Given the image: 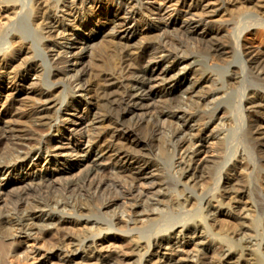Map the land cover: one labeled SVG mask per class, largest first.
I'll return each instance as SVG.
<instances>
[{
	"label": "bare ground",
	"instance_id": "1",
	"mask_svg": "<svg viewBox=\"0 0 264 264\" xmlns=\"http://www.w3.org/2000/svg\"><path fill=\"white\" fill-rule=\"evenodd\" d=\"M252 25L264 28V0H0V87L33 86L4 110L0 264H264L252 151L263 158L264 92L241 82L246 64L264 80L263 53L240 48ZM180 65L192 81L172 75ZM61 154L77 158L61 166Z\"/></svg>",
	"mask_w": 264,
	"mask_h": 264
},
{
	"label": "rangeland",
	"instance_id": "2",
	"mask_svg": "<svg viewBox=\"0 0 264 264\" xmlns=\"http://www.w3.org/2000/svg\"><path fill=\"white\" fill-rule=\"evenodd\" d=\"M229 15L226 14V13H220L218 16L215 17V19L217 20H222V24L226 23V22H229L228 20H230L231 18L228 17ZM230 18V19H229ZM227 20V21H226ZM224 21V22H223ZM226 21V22H225ZM249 21V20H248ZM248 21L246 20L245 24L248 23ZM244 23V21H242L241 23V26H244L242 25ZM146 25H144V22H140L137 26L138 29H141L142 27L144 28ZM258 26L259 25H252V26H249L248 28H245L242 30V32L240 33V37H239V42H240V48L241 50L246 47H251V48H254V49H258L263 53V56H264V37L261 35V30L264 29L262 26H259L260 28L258 29ZM254 27V28H253ZM257 27V29L255 28ZM245 30V31H244ZM258 32H257V31ZM224 37H222V39H226L227 38V34L223 33L222 34ZM83 36V33H80L78 35V37H82ZM191 39V40H190ZM189 41L192 43L193 47H195L197 50L198 49H201L202 51L204 50L205 48V44L206 42L199 39L198 36H195L194 34H190L189 35ZM96 44L98 43V41H95ZM95 44V43H94ZM92 46L93 48V51L94 52H99V47L97 48L96 44ZM258 48H257V47ZM90 47L85 49V53L83 51V56H85L86 54H88V52L90 51ZM229 51V50H228ZM55 53V49H49L47 50V59L51 58ZM233 53V52H232ZM232 53H225V54H222L220 55L221 57H219V61L218 62H223V61H228V59L232 60V56L231 54ZM68 56V55H67ZM83 56H81L82 58L80 59V61L83 59ZM88 60V58H86ZM72 65H74V62L73 63H70ZM79 64V65H78ZM77 68H79L81 65H80V62H77ZM163 67L167 68L169 67L167 64H164ZM237 67V64L236 63H231L230 64V69H236ZM179 68H181V71H172V75L174 74V76H176V78L184 75L186 77V79L188 81H192L194 79V76L192 74H190V71H191V66L188 65V66H179ZM253 70H251V68H249L248 64H246L245 66V69L242 73V84L244 86V90H245V95L250 91V90H258L260 92H264V80H259L256 78V75L252 72ZM230 74V72L228 73ZM234 76H238V74H234ZM28 78L30 79V82L38 79L35 75H28ZM263 81V82H262ZM15 82V83H14ZM1 84V83H0ZM58 85V84H57ZM55 85V86H57ZM163 85L165 86L166 89H169L171 87V83H170V79H167L163 82ZM1 86V85H0ZM55 86H52V87H55ZM16 87V88H15ZM33 86L30 84H24L23 86H21V81L15 79V80H4L3 83H2V87H0V119H2V122H0V137H9L10 135V139L11 140H14V133L11 132V130H9V124L10 121L9 119L5 116V113H4V110L6 108V104H7V101L11 100L13 101V105H14V109L16 107L18 108H21L25 103H27V101H29V97L31 96V93H30V88H32ZM19 88H22L21 91H18ZM181 93V94H180ZM183 94H182V90H179L177 92V96H179L178 98L182 97ZM86 99V97H85ZM222 105V104H221ZM247 104L245 105V109H243L244 113H245V116H244V123L242 125V130H241V134L245 132V130L247 129V120L250 119L248 117H250V115L252 114V111H253V108H249L247 109ZM222 111V110H221ZM218 112L217 115L218 116H221L223 111L222 112ZM263 118H264V114H263ZM93 119V118H91ZM94 120V119H93ZM94 121H92L91 124H93ZM88 129V127L84 130L86 131ZM90 129V128H89ZM214 129V124H210L208 127H206V129L204 130V135L207 136L210 134V132H212ZM195 132V129L194 127H192L190 130H188V134H193ZM253 133L254 135V132H251ZM258 136V137H262L264 136V123L261 125V128H259V133L257 132L255 134V136ZM60 135L59 134H56V137L58 138ZM243 136V134L241 135ZM246 135L244 134L243 137H245ZM239 137V136H238ZM57 138H55L54 140H51L49 142V145H50V148L52 151H59L61 148H59V141L57 140ZM242 138V137H241ZM162 142V139L159 140L158 144ZM64 143V142H63ZM157 143V142H156ZM156 143H154V147L155 146H158L156 145ZM247 143V142H246ZM249 145V144H248ZM203 148H204V153L206 152V154H210L211 150L212 149V145L209 143V141H206L204 142L203 144ZM4 147V144L1 146V148ZM64 147V146H63ZM159 147V146H158ZM206 148V149H205ZM255 151L253 152V158H254V163H255V166L257 165V170L259 169V177L260 178V175H264V154H263V158L261 159L260 155H262L261 153H258V155H256V149L255 147L252 149V151ZM161 153V152H160ZM159 153V154H160ZM259 157V158H258ZM50 157H47L46 158V161H48ZM68 158V159H67ZM76 156H72V157H67L66 155L64 154H61V155H58L56 157H54V160H58L62 166V164H64V161L67 160L69 162H73L76 160ZM163 157V154H162V157ZM64 161H63V160ZM161 159V161L163 160ZM165 160V159H164ZM163 160V162H165ZM166 165L168 164V162L166 161L165 162ZM102 164H106V163H102ZM262 164V165H261ZM51 170H54V166L51 165ZM31 170V168H30ZM33 171H38L40 173H46L47 171H45V167H35V168H32ZM263 170V171H262ZM29 172V170H28ZM256 172V169H254L253 171V174H255ZM77 172H73V174L71 175H68V177H64V179H69V180H72V179H75V178H78L79 175L78 173L76 174ZM206 176V174H204ZM169 179H166V181H171L172 183V178H170L168 176ZM258 178L254 179V183H255V186H257L256 188H259L257 189L258 190V193H259V196L260 198L262 199V201L264 202V180L262 181V183L258 180ZM206 179V178H205ZM12 180V179H10ZM260 182V183H259ZM170 183V182H169ZM80 193H82V191L80 190ZM14 194H11V196H13ZM6 200V199H5ZM8 207L7 205L5 206L4 205V208L2 207L1 205V208H3L2 210L4 211L6 208ZM25 221H34V218L32 219H25ZM17 241L19 242V245H24V246H27V244L31 243L30 240H27L25 239L24 237H20L19 239H17ZM191 246H189L190 248Z\"/></svg>",
	"mask_w": 264,
	"mask_h": 264
}]
</instances>
